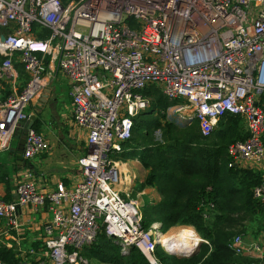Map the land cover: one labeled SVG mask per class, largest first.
<instances>
[{"label": "built area", "instance_id": "1", "mask_svg": "<svg viewBox=\"0 0 264 264\" xmlns=\"http://www.w3.org/2000/svg\"><path fill=\"white\" fill-rule=\"evenodd\" d=\"M33 24L48 36L37 39ZM0 30V153L10 150L29 118L27 106L47 88L50 67L66 77L72 122L87 134L74 186L59 182L44 192L26 168L16 201L0 199V220L13 230L20 227L17 206L51 215L42 251H28L36 255L32 264H91L81 252L101 230L121 254L133 247L148 264H159L155 250L165 249V234L159 223L142 227L137 202L117 190L119 171L110 158L149 108L141 92L151 85L168 101H181L166 114L189 111L204 138L226 114L243 121L247 138L228 147L229 167L260 169L253 198L264 218V0H0ZM15 62L28 77L21 91ZM47 151L43 135L28 129L22 159ZM228 247L245 254L239 236Z\"/></svg>", "mask_w": 264, "mask_h": 264}, {"label": "trees", "instance_id": "2", "mask_svg": "<svg viewBox=\"0 0 264 264\" xmlns=\"http://www.w3.org/2000/svg\"><path fill=\"white\" fill-rule=\"evenodd\" d=\"M60 1L66 4L71 0ZM32 30L37 39L49 34L38 24H33ZM2 60L0 57V63ZM15 68L25 76L20 64L15 62ZM141 93L150 100L149 108L133 119L131 138L120 143L119 151L112 155L115 162L137 160L147 171L144 182L137 184L138 192L149 187L159 194L157 203H150L147 210L140 209L142 227L148 229L159 223L163 234L175 227H190L204 241L188 258L169 255L157 246L159 264H257L256 259L237 256L228 247L236 234L244 233L246 222L262 217L264 232L261 205L253 198L262 173L229 167L228 147L247 138L243 121L226 114L211 136L204 138L197 121L180 120L177 115L166 117L167 109L181 101H168L158 85ZM39 128L40 123L35 121L33 129L38 132ZM81 254L90 263L148 264L136 248L121 254L104 230ZM0 260L20 263L12 250H0Z\"/></svg>", "mask_w": 264, "mask_h": 264}, {"label": "crops", "instance_id": "3", "mask_svg": "<svg viewBox=\"0 0 264 264\" xmlns=\"http://www.w3.org/2000/svg\"><path fill=\"white\" fill-rule=\"evenodd\" d=\"M47 73L49 76V78L45 76L49 81L47 88L51 89L52 94L41 113L36 114V121L40 123L38 133L43 135L48 145V151L33 160H23L22 149H18L21 136L20 129L16 132L13 137V139H16V146H11L6 153H0V199L7 203L16 201V184L20 174L26 168L32 171L39 189L44 192H50L59 182L66 187H72L80 178L76 162L86 153L87 134L72 122L71 101H64L62 104L60 101H54L57 92L53 79L56 74L60 73L54 67H50ZM17 77L19 79L18 72ZM66 86L69 88L67 81ZM38 103V98L29 103L26 109L28 115L35 114ZM121 163L116 162L117 167L122 165L124 171L120 167L117 168L120 174L123 173L119 174L118 186L121 187L118 191L121 194L131 195L132 191L137 189V182L139 184L143 182L140 178L143 179L147 175V171L142 168L137 160H128ZM235 167L239 169L248 168L245 164H237ZM248 169L260 172V169L255 166H249ZM132 182L134 188H131ZM137 196H147L150 202L154 203L160 200L156 189L149 187L137 192ZM16 216L20 224L17 230L10 229L3 220H0V250H12L20 260L19 264H32L36 255L31 256L28 251L31 249L36 253L42 251L43 226L50 220L51 215L44 208L39 209L38 212H32L27 207H19ZM263 237L264 232H261L251 240L242 239L245 249L244 255L256 259L257 264H264Z\"/></svg>", "mask_w": 264, "mask_h": 264}, {"label": "rangeland", "instance_id": "4", "mask_svg": "<svg viewBox=\"0 0 264 264\" xmlns=\"http://www.w3.org/2000/svg\"><path fill=\"white\" fill-rule=\"evenodd\" d=\"M25 77H27V75L25 74V76H23V75H21V74H19V79H17V82H16V89L17 90H21V89H23L25 86H26V84H27V81H28V77L27 78H25ZM53 81H55V82H53V84L56 86V92H57V96H55L54 97V101H60V103L62 104L64 101H70V99H69V96H68V91H69V88H67V86H66V81H67V79H66V77L64 76V75H62L61 73L60 74H56L55 75V77H54V79H53ZM68 82V81H67ZM69 87V86H68ZM181 104H183V103H181ZM170 114H166V117L168 118V117H171V116H173V115H177L178 116V118L180 119V120H184V119H186L189 115H190V113H189V111H186V110H184L182 113H180V114H174V112H169ZM217 128V127H216ZM215 128V129H216ZM244 130V129H243ZM215 131V130H214ZM213 131V132H214ZM212 132V133H213ZM158 135V134H157ZM16 144H17V142H16V139L14 138V139H12L11 140V143H10V146H12V147H15L16 146ZM1 153H6V152H1ZM110 158L114 161L115 160V156L114 155H112V154H110ZM76 166H77V168H78V165H77V162H76ZM146 177V176H145ZM145 177L142 179V177L140 178V180H143V182H144V180H145ZM135 183H136V181H135ZM137 183H139V182H137ZM119 187H121L120 185L118 186L117 185V190H119ZM133 187V182L131 183V188ZM134 188V187H133ZM129 189V188H128ZM120 191V190H119ZM137 192H138V189H134L133 191H132V193H131V195L129 194V198L130 199H132L133 201H135V202H137V204L139 205V207H140V209H141V211H144V210H147L148 209V206H149V204L151 203V204H153L154 202H150V200H149V198L147 197V196H143V197H139V196H137ZM121 196L122 197H124V194H121ZM138 200V201H137ZM149 224H147L146 225V227L148 226ZM149 228H150V226H149ZM148 228V229H149ZM176 228H182V227H176ZM175 228V229H176ZM185 228H190V227H185ZM192 229V228H191ZM171 230V229H170ZM194 230V229H193ZM175 231V230H174ZM174 231H172L173 233H174ZM171 231L170 232H168V233H172ZM195 232V231H194ZM261 232H263V221H262V217H259V218H256V220L254 221V222H252V223H248V222H246L245 223V229H244V233L243 234H236L234 237H237V236H239V237H241L242 239H244V240H251V238H256L257 237V235H259ZM167 233V234H168ZM196 233V232H195ZM167 234H165L164 236H166ZM196 235L198 236V238L199 239H201L200 238V236L196 233ZM233 237V238H234ZM202 240V239H201ZM164 245V244H163ZM164 247H165V249L164 248H162L163 249V251L165 252V253H167L168 254V252L167 251H169V252H172V250L170 249V248H168L167 246H165L164 245ZM170 249V250H169ZM173 253V252H172ZM244 256V255H243ZM91 264H98V263H96L95 261H93Z\"/></svg>", "mask_w": 264, "mask_h": 264}, {"label": "bare ground", "instance_id": "5", "mask_svg": "<svg viewBox=\"0 0 264 264\" xmlns=\"http://www.w3.org/2000/svg\"><path fill=\"white\" fill-rule=\"evenodd\" d=\"M118 167H120V169L123 171L122 165H118ZM121 174L123 173L121 172ZM170 231L171 232L174 231V233L173 232L171 234L168 233L166 236L161 237V243L167 246L168 248H170L172 252L175 254H179V255L190 254L199 241L198 236L191 228L182 227V228L171 229L169 230V232Z\"/></svg>", "mask_w": 264, "mask_h": 264}, {"label": "water", "instance_id": "6", "mask_svg": "<svg viewBox=\"0 0 264 264\" xmlns=\"http://www.w3.org/2000/svg\"><path fill=\"white\" fill-rule=\"evenodd\" d=\"M3 40H4V37H1V41H3ZM51 94H52L51 89L45 88L43 90L42 94L40 95V97L38 98L39 103L36 105L35 114L29 115L28 120L25 123L21 124V129H20L21 136H20V143H19V147H18L19 150H21V149L23 150L24 139H25L27 130L30 129V128H33V126L35 124V121H36V114H40L41 113L42 109L45 107V105L49 101V99L51 97ZM18 209H19V207L17 206L16 210H18ZM201 243H204V241L199 239V241H198L197 245L195 246V248L188 255H179V254H175V253H172V252H169V251H167V252H168L169 255H172V256L188 258V257H191V256H193L195 254L197 247ZM130 249H133V247H131Z\"/></svg>", "mask_w": 264, "mask_h": 264}]
</instances>
